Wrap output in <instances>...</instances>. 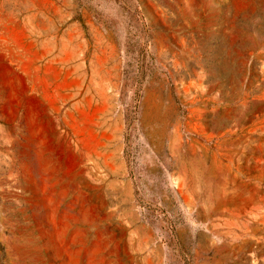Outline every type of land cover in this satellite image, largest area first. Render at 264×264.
<instances>
[{"label":"rangeland","instance_id":"rangeland-1","mask_svg":"<svg viewBox=\"0 0 264 264\" xmlns=\"http://www.w3.org/2000/svg\"><path fill=\"white\" fill-rule=\"evenodd\" d=\"M264 0H0V264H264Z\"/></svg>","mask_w":264,"mask_h":264},{"label":"bare ground","instance_id":"bare-ground-1","mask_svg":"<svg viewBox=\"0 0 264 264\" xmlns=\"http://www.w3.org/2000/svg\"><path fill=\"white\" fill-rule=\"evenodd\" d=\"M260 16L263 18L264 15L262 13H260Z\"/></svg>","mask_w":264,"mask_h":264}]
</instances>
